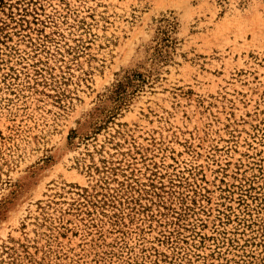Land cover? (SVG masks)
<instances>
[{
    "label": "rangeland",
    "instance_id": "1",
    "mask_svg": "<svg viewBox=\"0 0 264 264\" xmlns=\"http://www.w3.org/2000/svg\"><path fill=\"white\" fill-rule=\"evenodd\" d=\"M0 264H264V0H0Z\"/></svg>",
    "mask_w": 264,
    "mask_h": 264
}]
</instances>
